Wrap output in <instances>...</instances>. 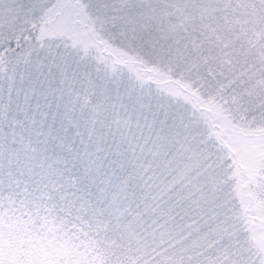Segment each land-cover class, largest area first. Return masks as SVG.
<instances>
[{
  "label": "snow or ice",
  "instance_id": "6c2138e0",
  "mask_svg": "<svg viewBox=\"0 0 264 264\" xmlns=\"http://www.w3.org/2000/svg\"><path fill=\"white\" fill-rule=\"evenodd\" d=\"M0 264H264V0H0Z\"/></svg>",
  "mask_w": 264,
  "mask_h": 264
}]
</instances>
